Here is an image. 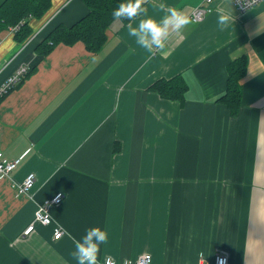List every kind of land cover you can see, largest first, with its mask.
I'll return each mask as SVG.
<instances>
[{
	"label": "crops",
	"instance_id": "1",
	"mask_svg": "<svg viewBox=\"0 0 264 264\" xmlns=\"http://www.w3.org/2000/svg\"><path fill=\"white\" fill-rule=\"evenodd\" d=\"M202 1L144 0L149 12L174 5L190 18L166 37V56L141 49L116 20L100 51L61 43L40 58L54 28L89 12L82 0H53L29 19L26 40L0 31V87L30 68L0 100V148L22 157L0 178V264H76L73 241L94 226L109 235L98 261L150 254L153 264H198L226 254L230 264H264V1L245 12L216 2L195 23ZM219 14L230 16L227 27ZM239 57L247 71L232 114L220 99ZM174 78L185 96L153 87ZM30 173L34 187L19 195L14 184ZM58 193L54 223L24 236L38 204Z\"/></svg>",
	"mask_w": 264,
	"mask_h": 264
},
{
	"label": "trees",
	"instance_id": "2",
	"mask_svg": "<svg viewBox=\"0 0 264 264\" xmlns=\"http://www.w3.org/2000/svg\"><path fill=\"white\" fill-rule=\"evenodd\" d=\"M89 12L71 26L59 25L47 38L36 47L40 58L47 56L56 45H74L77 42L85 44L90 52H98L107 41V30L114 22L112 11L118 7L120 0H82ZM53 0H5L0 5V31L18 27L17 36L26 40L31 34L30 18H41L51 8ZM145 6V5H144ZM128 23L126 19H120ZM228 80L225 95L220 99L236 114L241 107V80L247 71V61L244 57L232 60L227 65ZM154 89L170 98L185 96L187 86L180 78L161 80Z\"/></svg>",
	"mask_w": 264,
	"mask_h": 264
},
{
	"label": "clouds",
	"instance_id": "3",
	"mask_svg": "<svg viewBox=\"0 0 264 264\" xmlns=\"http://www.w3.org/2000/svg\"><path fill=\"white\" fill-rule=\"evenodd\" d=\"M113 20L126 19L127 35L134 38L135 44L148 53L161 50L166 56V37L170 31L180 30L190 22L185 12L174 5L160 4L157 11L149 12L144 6V0H120L118 7L112 11ZM230 16L219 14L217 26L225 28L230 22ZM109 239L107 228L89 227L79 240L74 239L72 256L76 264H98V254L102 245Z\"/></svg>",
	"mask_w": 264,
	"mask_h": 264
},
{
	"label": "built area",
	"instance_id": "4",
	"mask_svg": "<svg viewBox=\"0 0 264 264\" xmlns=\"http://www.w3.org/2000/svg\"><path fill=\"white\" fill-rule=\"evenodd\" d=\"M229 0H203L198 6L193 8L190 13L191 19L195 23L203 22L207 15L212 12L214 3L216 2H225ZM233 1L234 4L238 7L240 12H245L256 5L260 4L264 0H230ZM10 31L15 33L18 31V27H11ZM29 67L23 66L19 68L14 75H12L5 83L0 87V100L3 96H5L10 90L20 84L26 75L29 72ZM22 157H19L15 160H9L5 155L3 150L0 148V178L8 177L13 173L21 163ZM36 181V175L34 173H30L25 181L22 184H14L17 193L19 195H26L29 191L34 187ZM64 199L63 193L56 194L52 199L46 200L43 203L38 204L37 211L35 213L34 222L24 231V236H28L33 233L35 230L36 224H41L43 226H49L54 223V219L50 213V208L53 205L60 204ZM65 234V231L62 229L60 225H56L54 231V239L59 240ZM98 264H119L116 260L107 258L103 261H98ZM120 264H153V259L150 254H143L137 258V260H127ZM198 264H230L229 256L226 254L216 255L213 262L208 261L203 256H201Z\"/></svg>",
	"mask_w": 264,
	"mask_h": 264
}]
</instances>
